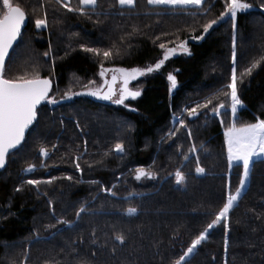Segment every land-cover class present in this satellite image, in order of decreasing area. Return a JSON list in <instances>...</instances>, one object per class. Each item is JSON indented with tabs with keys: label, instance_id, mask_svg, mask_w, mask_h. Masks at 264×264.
<instances>
[{
	"label": "trees",
	"instance_id": "obj_1",
	"mask_svg": "<svg viewBox=\"0 0 264 264\" xmlns=\"http://www.w3.org/2000/svg\"><path fill=\"white\" fill-rule=\"evenodd\" d=\"M13 2L25 8L28 24L9 54L5 74L11 78L39 71L52 79L49 95L57 102L40 104L37 120L0 172V264H173L223 206L229 180L231 191L236 189L242 169L228 165L224 130L232 120L227 110L220 116L208 110L198 117L184 112L228 83L231 20L220 21L203 39L192 38L223 11V0H206L207 15L203 8L173 9L147 0L131 7L98 0L95 8L87 7L88 15L68 12L57 0ZM247 2L257 10L238 14V73L264 56V9L259 7L264 0ZM70 3L79 6V0ZM45 12L48 27L37 29L34 21ZM179 40L188 42L191 54L177 53L161 69L138 78L141 95L126 101L127 107L87 96L58 103L65 92L86 90L89 81L100 86L101 63L106 69L145 67L162 58L160 43L175 46ZM81 44L113 49L114 55L105 60ZM168 73L177 78L171 90ZM238 92L243 107L237 124L264 119V62L243 78ZM181 117L191 137L182 128L169 136ZM118 142L123 153L114 151ZM193 144L197 151L190 152ZM42 146L47 157L40 154ZM77 155L82 172L75 168ZM197 157L203 174L195 171ZM29 164L36 168L24 171ZM137 168L154 172L155 178L137 180ZM177 169L186 176L183 184L176 183ZM69 175L72 180L64 178ZM50 177L59 179L39 186L24 183ZM82 204L86 211L77 218ZM129 207L137 212L129 215ZM59 218L73 223L58 224ZM229 224L227 232L223 222L210 230L186 264H264V159L254 163L246 189L229 212ZM119 233L126 237L123 244L114 239Z\"/></svg>",
	"mask_w": 264,
	"mask_h": 264
},
{
	"label": "snow or ice",
	"instance_id": "obj_2",
	"mask_svg": "<svg viewBox=\"0 0 264 264\" xmlns=\"http://www.w3.org/2000/svg\"><path fill=\"white\" fill-rule=\"evenodd\" d=\"M135 2L136 0H117L119 5H127L130 7L135 6ZM57 3L68 12L88 15V12L86 11L87 7L91 6L92 8H95L98 0H79V6L77 7L71 6L70 0H57ZM147 3L150 5L171 6L173 9L177 6H181L182 8L195 6L198 9L203 8L204 15H207L210 11V7H204L206 0H147ZM253 6L254 5L248 3L247 0H223V11H221L215 18L208 19L205 23H203L201 25V34L192 37L196 40L203 39L215 25L226 18L230 19L232 22V66L228 83L223 86V89L218 90L210 97L205 98L204 103H197L192 107H186L184 112L187 113L188 117H198L201 110H208L214 115L220 116L222 110L230 108L233 119L231 124L224 130L227 160L229 168L233 165H240L242 166V172L239 178V186L235 189V192L231 191V182L229 180L226 185L227 191L225 193V202L223 203V206L215 214L214 219L206 225L204 230L191 240L187 249L183 251V254L180 255L178 259L173 261V264H186L187 258L198 248V246L202 244L203 241L208 239L210 230H212L215 226L223 222L225 231L227 232L230 230L229 212L240 199L241 192L248 183L252 167L256 162L255 158H264V119L256 117L255 122L253 123L237 124L238 109L243 107V101L241 100L238 92V84L242 82L245 76H250L253 70L264 62V56H261L258 59L254 58L248 67L238 73L236 51V28L238 14L246 12ZM41 7H43V4ZM259 7L264 9V3H261ZM33 11H35V9ZM27 17L28 13L20 3H14L13 0H2V7H0V168L6 167L11 153L22 145V142L25 140L26 132L30 129V126L33 125L34 121L37 120V106L43 101H47L52 104L57 102L55 96L49 95L52 90V79L41 76L39 71H35L32 74L25 72L22 75H17L11 78L7 77L5 74L6 58L9 57L10 49L13 48L14 43L21 36L22 26L25 24ZM34 23L37 29L48 27L47 13L45 12L43 17L38 16ZM80 47L84 51L92 53L95 56H103L105 60L114 55L113 49L101 50L99 48H89L83 44H81ZM159 47L163 50L162 58L158 59L154 64L144 68L113 67L106 69L104 68L103 63H101V71L99 75L101 77H105L106 72H111L112 77L110 81L105 79L103 84L99 87H92L91 85H94L95 82L89 81V85L85 86V92H65L60 99L63 100L70 98L71 96L87 94L101 99L111 100L115 104L124 105L127 98L131 97L135 99L141 95L140 90L134 91L129 88L130 81L136 80L138 77L161 69L165 61L177 52L187 53L189 55L191 54L186 40H179L175 46H167L165 43H160ZM116 54H118V52ZM44 56H49V53L45 52ZM167 79L170 81V90L176 88V76L172 73H168ZM118 80L120 81L119 88L116 87ZM221 96L229 102L226 104L224 100L221 99ZM114 97L116 98L113 99ZM214 101L218 102L214 103ZM125 106L127 107V105ZM133 110L135 111V109ZM177 123L179 127L175 130H171L168 135L175 136L182 128L185 129L187 131V135L191 137L192 132L185 119L181 117L177 120ZM221 123H223V120H221ZM53 147H55V145ZM39 151L40 154L45 157L49 155L47 148L43 146ZM114 151L117 153H123V143H116L114 145ZM189 151H197L196 145L193 144ZM105 155H108V153H105ZM79 159L80 155H77L75 157V168L82 172L83 170L78 162ZM184 159L187 160L188 156L185 155ZM44 166L46 167V165ZM35 168V164H29L24 171L32 172ZM195 171L198 174H203L205 172V169L199 166L198 157ZM155 175L156 174L154 172L148 171L144 168L135 169V178L137 180L141 179V177L155 178ZM64 178L68 180L73 179L70 175ZM57 179L59 178L50 177L46 181L30 179L24 183L39 186L41 183L51 184ZM175 179L177 184H183L186 180V176L181 170L177 169L175 172ZM91 183H96V181H92ZM21 190V187H17L15 189L17 192ZM102 191L111 193L113 196L116 195L112 188H103ZM52 205L53 201L49 200V206L52 208V212L54 214L55 209ZM85 211V206L82 204L76 211V217L79 218ZM126 211L129 215H131L136 213L137 209L129 207ZM57 223L70 225L73 221L59 218L57 219ZM48 227H54V225H48ZM93 235H95V233H93ZM114 239L123 244L126 237L123 233H119L114 236ZM228 243L227 238H225V250H227ZM112 251L114 252L115 249L113 248ZM26 259L27 257L25 256V260ZM225 264H227V260H225Z\"/></svg>",
	"mask_w": 264,
	"mask_h": 264
},
{
	"label": "rangeland",
	"instance_id": "obj_3",
	"mask_svg": "<svg viewBox=\"0 0 264 264\" xmlns=\"http://www.w3.org/2000/svg\"><path fill=\"white\" fill-rule=\"evenodd\" d=\"M71 1V0H70ZM125 6H127V5H125ZM163 6V5H162ZM171 7V6H170ZM177 7H181V6H177ZM187 7H195V6H187ZM177 53H180V52H177ZM176 53V54H177ZM176 54H174V55H176ZM162 55H163V52H162ZM174 55H172V56H174ZM172 56H170V57H172ZM169 57V58H170ZM149 66V65H148ZM137 67H140V68H144V67H141V66H137ZM145 67H147V66H145ZM109 76H110V72H106V74H105V77L106 78H109ZM142 77V76H141ZM138 78H140V77H138ZM137 78V79H138ZM136 79V80H137ZM102 81H101V84H100V86L103 84V80H104V78L102 77V79H101ZM136 80H133V81H130V83H129V88L130 89H132V90H140L141 91V86H140V83H138V81H136ZM169 83H170V81H169ZM119 86H120V81L117 83V85H116V87L117 88H119ZM99 87V86H98ZM116 97H114L113 99H115ZM130 99H133V98H131V97H129V98H127L126 100H125V103H126V101H128V100H130ZM113 102V101H112ZM119 105V104H118ZM126 104H124V105H122V106H125ZM126 107V106H125ZM225 110H227L228 111V113L230 114V117H231V120L233 119V117H232V114H231V111H230V108H227V109H225ZM224 110V111H225ZM225 117V115H223V118ZM227 150V149H226ZM256 160L257 159H264V158H260V157H257V158H255ZM241 172H242V169H241ZM249 180V179H248ZM248 184V183H247ZM238 186H239V184H238ZM237 186V187H238ZM236 187V188H237ZM246 187H247V185L245 186V188L243 189V191L246 189ZM242 191V192H243ZM233 192H235V190L233 191ZM242 192H241V194H242Z\"/></svg>",
	"mask_w": 264,
	"mask_h": 264
},
{
	"label": "water",
	"instance_id": "obj_4",
	"mask_svg": "<svg viewBox=\"0 0 264 264\" xmlns=\"http://www.w3.org/2000/svg\"><path fill=\"white\" fill-rule=\"evenodd\" d=\"M257 10V8L256 7H252L251 9H249V10H247L245 13H247V12H252V11H256ZM27 24H28V20L26 19V22H25V24L22 26V31L25 29V27L27 26ZM19 39V38H18ZM18 39H17V41L14 43V46L17 44V42H18ZM13 46V47H14ZM13 49V48H12ZM12 49H10V51H9V54L11 53V51H12ZM7 59H8V57L6 58V61H7ZM111 77H112V73L110 72V76H109V78H106V77H103L104 78V80L105 79H107V80H111ZM103 80V81H104ZM119 82V80L117 81V83ZM117 85V84H116ZM86 90H84V91H80V92H78V93H82V92H85ZM77 96H87V97H91V98H94V99H97V100H100L101 102H104V103H110L111 102V100H105V99H101V98H99V97H96V96H92V95H87V94H82V95H75V96H71L70 98H67V99H63V100H59L58 101V103H62L63 101H68V100H70V99H72V98H74V97H77ZM56 104V103H55ZM39 106L40 105H38L37 106V109L39 108ZM35 122V121H34ZM34 124V123H33ZM32 126H30V128H31ZM29 131V130H28ZM28 131L26 132V135H27V133H28ZM26 137V136H25ZM14 152V151H13ZM4 168H0V172L3 170Z\"/></svg>",
	"mask_w": 264,
	"mask_h": 264
},
{
	"label": "crops",
	"instance_id": "obj_5",
	"mask_svg": "<svg viewBox=\"0 0 264 264\" xmlns=\"http://www.w3.org/2000/svg\"><path fill=\"white\" fill-rule=\"evenodd\" d=\"M125 6V5H124Z\"/></svg>",
	"mask_w": 264,
	"mask_h": 264
}]
</instances>
